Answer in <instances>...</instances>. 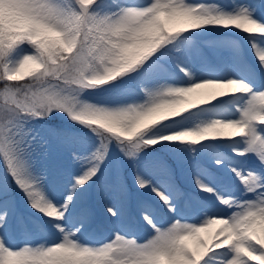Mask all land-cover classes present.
<instances>
[{
  "label": "snow or ice",
  "instance_id": "obj_1",
  "mask_svg": "<svg viewBox=\"0 0 264 264\" xmlns=\"http://www.w3.org/2000/svg\"><path fill=\"white\" fill-rule=\"evenodd\" d=\"M0 264H264V0H0Z\"/></svg>",
  "mask_w": 264,
  "mask_h": 264
},
{
  "label": "rangeland",
  "instance_id": "obj_2",
  "mask_svg": "<svg viewBox=\"0 0 264 264\" xmlns=\"http://www.w3.org/2000/svg\"><path fill=\"white\" fill-rule=\"evenodd\" d=\"M211 2V0H206ZM221 3H227L228 0H220ZM247 42H245V45ZM69 153L65 151L63 161L67 162ZM51 161L56 160L55 148L51 150ZM133 169L129 166L123 171V176L127 182L131 184ZM147 195L146 193L137 192L133 189L129 201L125 204L124 215L119 220H114L106 214V206L116 204L119 206L118 198L111 187H105L97 192H94L91 199L87 202V209L89 211V228L85 233V238H92L94 240L107 239L112 236L114 228L119 227L121 224L131 226L132 235H136L141 240L146 238L150 229L143 224L139 212L136 209V200L141 196ZM195 205L188 206L183 200L181 201V209L185 215H193ZM158 222L165 223L168 219L166 215L160 214L157 217ZM14 243L16 241H13Z\"/></svg>",
  "mask_w": 264,
  "mask_h": 264
}]
</instances>
